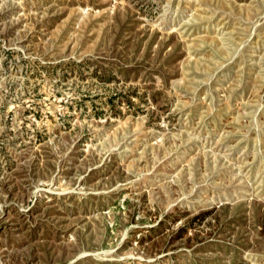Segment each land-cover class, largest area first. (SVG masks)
<instances>
[{"label":"rangeland","instance_id":"obj_1","mask_svg":"<svg viewBox=\"0 0 264 264\" xmlns=\"http://www.w3.org/2000/svg\"><path fill=\"white\" fill-rule=\"evenodd\" d=\"M0 264H264V0H0Z\"/></svg>","mask_w":264,"mask_h":264}]
</instances>
